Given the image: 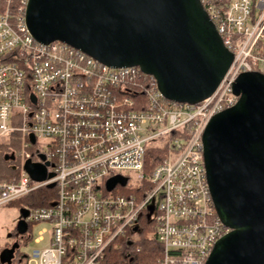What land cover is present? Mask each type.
I'll return each mask as SVG.
<instances>
[{"label":"built area","instance_id":"built-area-1","mask_svg":"<svg viewBox=\"0 0 264 264\" xmlns=\"http://www.w3.org/2000/svg\"><path fill=\"white\" fill-rule=\"evenodd\" d=\"M27 1L18 0L13 15V0H0V141L17 143V175L0 181V208L50 183L55 199L28 210L26 223L47 222L50 235L16 264H102L107 248L147 217L150 205L147 218L161 246L156 264H205L231 229L212 203L202 134L212 116L237 102L232 88L240 74L264 76L257 46L264 41V0H199L233 57L213 93L195 104L166 100L136 66L113 68L65 43L37 42L24 22ZM163 142L166 157L149 174L148 188L133 190L147 147ZM28 159L47 162L53 177L30 180ZM114 176L126 184L107 191Z\"/></svg>","mask_w":264,"mask_h":264},{"label":"water","instance_id":"water-1","mask_svg":"<svg viewBox=\"0 0 264 264\" xmlns=\"http://www.w3.org/2000/svg\"><path fill=\"white\" fill-rule=\"evenodd\" d=\"M24 22L39 43L58 41L109 67L140 68L155 79L162 97L174 102L195 104L209 97L233 57L199 0H28ZM232 89L237 102L212 116L202 134L212 203L231 229L205 264H264V76L242 73ZM29 139L34 142L32 135ZM14 159V154L4 157ZM47 167L30 159L23 166L36 182L53 177ZM116 184L125 186L126 178H109L107 191ZM152 211L150 205L147 217ZM18 212L15 230L23 234L28 210ZM132 232L139 233L138 226ZM15 247L0 250V264H11Z\"/></svg>","mask_w":264,"mask_h":264},{"label":"trees","instance_id":"trees-1","mask_svg":"<svg viewBox=\"0 0 264 264\" xmlns=\"http://www.w3.org/2000/svg\"><path fill=\"white\" fill-rule=\"evenodd\" d=\"M19 8L18 0H13L10 6L13 15L17 14ZM260 49L259 55H264V41L257 45ZM168 147L166 142L162 145L152 144L147 147L143 162L142 180L135 191H143L148 188V176L155 166L166 157ZM17 153V143L0 141V181L9 182L17 175V160L5 161L4 157ZM130 189H120L118 192L128 195ZM55 199V189L42 187L27 195L11 201L6 206H13L17 210H31L35 208L48 207ZM30 226V225H29ZM139 233H133L128 229L123 237L117 238L105 251L102 264H156L161 256V246L156 240L155 224L146 216H141L137 222ZM20 254L17 255V258Z\"/></svg>","mask_w":264,"mask_h":264},{"label":"rangeland","instance_id":"rangeland-1","mask_svg":"<svg viewBox=\"0 0 264 264\" xmlns=\"http://www.w3.org/2000/svg\"><path fill=\"white\" fill-rule=\"evenodd\" d=\"M17 166V163H16ZM19 220V212L13 206H5L0 208V250L5 245L9 244L12 240L10 236L15 233L16 223ZM42 231L45 233L42 235L43 242L35 243L34 239L40 235ZM29 235L31 239L26 243H22L19 249V254L29 255L34 248L41 247L49 238L50 225L47 222L33 223L29 228ZM30 264H34L31 262Z\"/></svg>","mask_w":264,"mask_h":264},{"label":"flooded vegetation","instance_id":"flooded-vegetation-1","mask_svg":"<svg viewBox=\"0 0 264 264\" xmlns=\"http://www.w3.org/2000/svg\"><path fill=\"white\" fill-rule=\"evenodd\" d=\"M29 228L30 226L27 224L26 231L23 234H16V232L12 233V235L10 236V238H12L11 242L5 245L3 248V249H9L10 247H12V245H16L13 251V257L11 260V264H16L15 260H16L17 255L19 254V249H20L21 244L26 243L27 241L30 240Z\"/></svg>","mask_w":264,"mask_h":264}]
</instances>
